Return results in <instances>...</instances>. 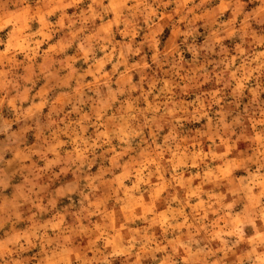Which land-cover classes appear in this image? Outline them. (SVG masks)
I'll use <instances>...</instances> for the list:
<instances>
[{"label":"clouds","instance_id":"obj_1","mask_svg":"<svg viewBox=\"0 0 264 264\" xmlns=\"http://www.w3.org/2000/svg\"><path fill=\"white\" fill-rule=\"evenodd\" d=\"M0 264H264V0H0Z\"/></svg>","mask_w":264,"mask_h":264}]
</instances>
